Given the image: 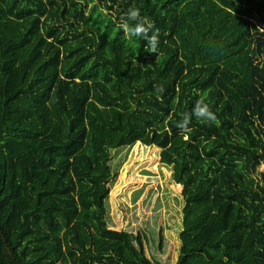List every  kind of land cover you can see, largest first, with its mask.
<instances>
[{"label": "trees", "instance_id": "obj_1", "mask_svg": "<svg viewBox=\"0 0 264 264\" xmlns=\"http://www.w3.org/2000/svg\"><path fill=\"white\" fill-rule=\"evenodd\" d=\"M133 6L157 54L119 29ZM201 95L216 121L181 134ZM135 141L181 185L174 264H264V0H0V264H153L110 227Z\"/></svg>", "mask_w": 264, "mask_h": 264}, {"label": "rangeland", "instance_id": "obj_2", "mask_svg": "<svg viewBox=\"0 0 264 264\" xmlns=\"http://www.w3.org/2000/svg\"><path fill=\"white\" fill-rule=\"evenodd\" d=\"M258 28L261 24L256 20ZM264 171V161L255 167ZM170 176V167L158 160L154 145L135 141L121 157L114 179L109 184L107 202L110 227L137 230L153 264H174L181 226V185ZM161 226V246L157 232Z\"/></svg>", "mask_w": 264, "mask_h": 264}, {"label": "clouds", "instance_id": "obj_3", "mask_svg": "<svg viewBox=\"0 0 264 264\" xmlns=\"http://www.w3.org/2000/svg\"><path fill=\"white\" fill-rule=\"evenodd\" d=\"M119 29L122 30L124 37L128 41H133L134 38L147 42L145 50L149 53L157 54L159 44V29L155 28L154 22L146 16H142L140 10L133 6L130 7L126 14L120 18ZM156 91L163 93L164 88L161 85L156 86ZM207 97L201 95L194 103L191 112H183L180 120L176 123V128L181 134L191 131L189 125L192 118L210 123L215 122L217 119L216 114L212 111L209 104L206 102ZM171 132V129L168 130ZM189 137L184 135V139Z\"/></svg>", "mask_w": 264, "mask_h": 264}]
</instances>
